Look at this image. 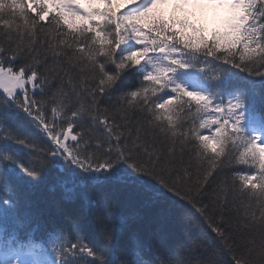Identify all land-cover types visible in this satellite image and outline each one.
<instances>
[{
	"label": "snow or ice",
	"instance_id": "snow-or-ice-1",
	"mask_svg": "<svg viewBox=\"0 0 264 264\" xmlns=\"http://www.w3.org/2000/svg\"><path fill=\"white\" fill-rule=\"evenodd\" d=\"M210 9L224 12L211 29ZM236 165L250 171H227ZM52 169L67 174L64 200L123 184L186 239L161 226L115 258L121 220L106 195L98 244L84 239L86 215L41 222L30 191ZM224 255L264 264V0H0V264Z\"/></svg>",
	"mask_w": 264,
	"mask_h": 264
},
{
	"label": "trees",
	"instance_id": "trees-1",
	"mask_svg": "<svg viewBox=\"0 0 264 264\" xmlns=\"http://www.w3.org/2000/svg\"><path fill=\"white\" fill-rule=\"evenodd\" d=\"M29 14L32 15L29 10ZM135 76H129L125 81V87L136 83ZM19 122H13L12 127H19ZM25 133L40 146L47 147L49 142L43 134L33 128L24 126ZM75 131V129H74ZM11 151H18L22 159L28 162V157L21 149L10 148ZM188 155H185V160ZM232 172H247L250 169L245 165H236L227 169ZM67 179L66 173H60L55 169L50 170L44 180H42L34 189L30 191V202L34 212L39 215L40 221L45 223L55 222L64 224L67 218L73 215H86L89 221V227L84 230V239L90 243L98 244L97 229L94 217L100 211V200L102 196H107L112 203L113 212L120 218L118 248L115 258L122 259L129 255V249L133 238L147 239V237L158 227L163 226L168 232L173 243L186 239L184 232L174 223L161 225L156 221L148 208L143 204L142 199L137 193L123 184L115 185H87L78 189L77 199L69 202L63 199V192L59 187L58 181ZM55 188L53 191L52 189ZM231 199V197H230ZM240 216L243 215L244 205L236 200ZM225 264H230L229 257H222Z\"/></svg>",
	"mask_w": 264,
	"mask_h": 264
},
{
	"label": "rangeland",
	"instance_id": "rangeland-1",
	"mask_svg": "<svg viewBox=\"0 0 264 264\" xmlns=\"http://www.w3.org/2000/svg\"><path fill=\"white\" fill-rule=\"evenodd\" d=\"M224 16L223 10H208L205 17L203 18V22L209 27H216L218 26Z\"/></svg>",
	"mask_w": 264,
	"mask_h": 264
}]
</instances>
